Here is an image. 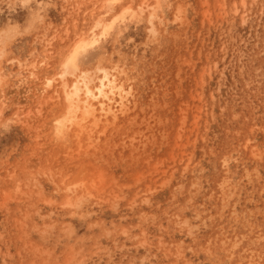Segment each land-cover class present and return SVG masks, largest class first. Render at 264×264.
Wrapping results in <instances>:
<instances>
[{
  "label": "rangeland",
  "instance_id": "1",
  "mask_svg": "<svg viewBox=\"0 0 264 264\" xmlns=\"http://www.w3.org/2000/svg\"><path fill=\"white\" fill-rule=\"evenodd\" d=\"M5 43L0 264H264V0H0ZM102 72L123 109L56 140Z\"/></svg>",
  "mask_w": 264,
  "mask_h": 264
},
{
  "label": "bare ground",
  "instance_id": "2",
  "mask_svg": "<svg viewBox=\"0 0 264 264\" xmlns=\"http://www.w3.org/2000/svg\"><path fill=\"white\" fill-rule=\"evenodd\" d=\"M99 24L100 22H97L96 26ZM107 30L108 27H105L101 35H104ZM86 43L87 42L80 41L79 44L73 48L72 52L69 53L64 62L61 64L58 76L62 78L65 74L72 75L76 71V65L70 64L69 61L73 57V54L77 53L78 49L80 51L81 49H84L85 46H88ZM79 78L81 77L78 76L76 81L70 86L65 83L62 85L66 104L65 113H63L61 117L54 120V133L56 140L60 142H65L66 132H68L71 126H77L80 128L82 122L88 118V115H91L94 118V112L97 111L99 118H106L111 115L115 116L116 112L118 113V111H121L124 106V97L122 95V90L120 89L121 86L117 85L115 76L109 75L105 72L103 73L102 78L99 79V82L95 84H92L90 80L87 81L83 78L78 80ZM50 85L51 80H47L45 83L46 88H49ZM115 93L118 94L117 96L119 97V100L112 102V99L109 97L113 96L109 95H114ZM81 94H83L82 101H80ZM81 103H83V106H81ZM95 105L98 107L97 109H95ZM80 110H82L80 113V115H82L77 118Z\"/></svg>",
  "mask_w": 264,
  "mask_h": 264
},
{
  "label": "clouds",
  "instance_id": "3",
  "mask_svg": "<svg viewBox=\"0 0 264 264\" xmlns=\"http://www.w3.org/2000/svg\"><path fill=\"white\" fill-rule=\"evenodd\" d=\"M7 52V46L6 43L0 45V58H2Z\"/></svg>",
  "mask_w": 264,
  "mask_h": 264
},
{
  "label": "snow or ice",
  "instance_id": "4",
  "mask_svg": "<svg viewBox=\"0 0 264 264\" xmlns=\"http://www.w3.org/2000/svg\"><path fill=\"white\" fill-rule=\"evenodd\" d=\"M113 2H114V0H113ZM78 52H79V49L77 50V53ZM77 53L73 54V57L69 61L70 64H73V65L75 64Z\"/></svg>",
  "mask_w": 264,
  "mask_h": 264
}]
</instances>
